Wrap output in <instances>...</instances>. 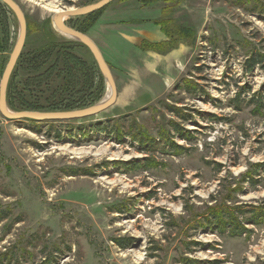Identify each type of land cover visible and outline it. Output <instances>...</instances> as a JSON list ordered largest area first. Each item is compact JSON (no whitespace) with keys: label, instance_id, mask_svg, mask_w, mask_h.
I'll return each instance as SVG.
<instances>
[{"label":"rangeland","instance_id":"1","mask_svg":"<svg viewBox=\"0 0 264 264\" xmlns=\"http://www.w3.org/2000/svg\"><path fill=\"white\" fill-rule=\"evenodd\" d=\"M14 1L26 22L23 56L46 44L38 30L46 21L57 44L71 40L54 30V13L39 0ZM96 1L56 4L74 10ZM163 6L113 0L96 17L63 18L106 52L117 93L107 111L70 121L0 112V264H264V0H180L173 18L196 31L194 42L158 53L142 50L148 39L132 40L129 52L145 60L116 59L121 42L106 40L104 31L132 33L126 25L150 22L142 28L154 36ZM17 35L14 12L0 2V82ZM74 46L88 64L82 78L91 82L75 106L102 101L108 85L89 50ZM250 57L261 63L248 71ZM22 73L14 66V87ZM184 79L191 93L182 89ZM51 80L42 77L32 106L46 104ZM132 134L149 141L140 145ZM171 142L183 149L176 153ZM61 147L107 148L123 157H76ZM219 211L234 213L246 231L231 235L218 226ZM258 212L261 223L248 220Z\"/></svg>","mask_w":264,"mask_h":264},{"label":"trees","instance_id":"2","mask_svg":"<svg viewBox=\"0 0 264 264\" xmlns=\"http://www.w3.org/2000/svg\"><path fill=\"white\" fill-rule=\"evenodd\" d=\"M158 2L164 3V6L161 8V16L159 19L155 20L154 23L159 27L166 39L156 43L143 41V45L141 47L142 50L145 51L150 49L158 53H165L175 48L179 42H194L196 31L187 25L177 24L173 18L180 0H141V4L143 6H150ZM102 10L103 8L85 15V17H96L101 13ZM95 17L93 20L96 19ZM28 27L29 26L27 25V29ZM38 30L42 34V38L45 39L46 44L42 47H38L29 51L26 56H23L22 52L20 53L15 66L16 69H22L24 80H20L14 87L13 83H11L14 73L11 74L12 76L9 78L10 80H8L6 89L7 96L9 93L12 94L10 99L7 101L9 109L12 111H66L94 104L97 99H93L92 102L87 105L84 104L75 106L77 101L86 98V91L88 92V88L91 87V82L88 81L85 84V80L82 78L85 76V73H87L85 67H88V64H86L85 61H83L73 52V48L75 47L74 45H80L83 47L84 45L71 40L63 41L64 44H57V34L51 29L50 23L48 24L47 21L43 24H40L38 26ZM76 30L85 33V28L82 26H79V28H76ZM246 62V70L250 71L254 65L261 63V60L259 58L250 57ZM43 76L45 79L52 77L51 81L54 83V88L52 89L51 94L45 98V105L32 106V103L37 104L34 101V97L38 93L35 91L39 89V91L42 92L43 84H40V81L42 80ZM189 82L191 81L184 79L182 81V83H184L182 89L191 93L193 90L190 89ZM11 85L12 88H9ZM70 86H72L76 92L69 91ZM237 95H239V93ZM39 97L40 96H38V98ZM61 103L66 105L64 107H60ZM169 109L170 112L176 114V116H178L180 119L184 121L187 120V116L186 114L182 113V109L174 107H170ZM171 125L175 132H180L181 128L178 126L177 122L171 121ZM96 127L97 129L104 130V127L101 128L99 125ZM114 127L116 128L112 129V133L116 135L119 141L121 140L120 128H117V124H115ZM131 137L140 145H143L145 142L148 143L149 141L146 139L148 137L142 138L136 134H132ZM170 144L172 145V148L176 150V153H179L183 149L181 146L173 144L172 142ZM225 213L226 211H219V214H214L215 223H218V226L222 227L224 230L229 229V231H231V235H239L243 231H246L245 227L242 225L241 221L238 220L234 213ZM243 213L246 212L244 211ZM261 216L263 215L260 212L255 214L253 213V218L248 220H251L254 224H259L262 221ZM114 242H116L121 247H124V244H121L118 239H115Z\"/></svg>","mask_w":264,"mask_h":264},{"label":"water","instance_id":"3","mask_svg":"<svg viewBox=\"0 0 264 264\" xmlns=\"http://www.w3.org/2000/svg\"><path fill=\"white\" fill-rule=\"evenodd\" d=\"M112 1L113 0H98L92 4H88L82 7H74V10L71 12H62L52 15V24L63 37H67L73 41L79 42L89 50L95 64L97 65L106 84L108 85V88L110 90L109 97L106 100L98 101L97 103L86 107L66 111H12L8 108L6 103V89L10 74L17 62V59L22 51L25 42L26 22L24 14L14 0H0L1 3L5 4L10 10H12V12H14L18 23V35L16 43L4 66L0 82V112L4 118L16 120L30 119L35 121L79 120L98 115L99 113L107 111L114 105L117 98L116 87L110 74L109 67L104 60L101 52L97 48L96 44L86 34L68 26L63 20L64 17H79L90 14L105 7Z\"/></svg>","mask_w":264,"mask_h":264},{"label":"crops","instance_id":"4","mask_svg":"<svg viewBox=\"0 0 264 264\" xmlns=\"http://www.w3.org/2000/svg\"><path fill=\"white\" fill-rule=\"evenodd\" d=\"M154 6V4H152V5H150L149 7L151 8V7H153ZM145 8H148V7H145ZM159 11H158V15L157 16H155V17H158V16H160V11H161V7H160V9H158ZM154 17H152V18H148L149 20H151V19H153ZM137 19V18H136ZM144 20H147L146 18L144 19ZM150 22H145V23H134L133 25H126V26H129L130 27V29H131V31H132V33H125V32H123V31H117V30H115V28H113V30H112V28H107L105 31H104V33L106 34V40H113L114 42H121V47L120 48H122V50L121 51H119V49L117 48V47H115V48H113V51H114V53L116 54V56H118V58H116V59H121L122 57H124L126 54H127V56H129V55H131V57H137V58H139V59H143V60H145L144 58L145 57H143V55H144V53H138V52H134V55H132V53L131 52H129V49H128V44L129 43H131L132 42V40H135V41H137V42H139L140 40L142 41V40H149V41H151V42H161V41H163V40H165V36H164V34L160 31V29H159V27L158 26H155L154 28H158L157 30L161 33H158L157 32V30H155V32H156V34H154V36L153 35H151L150 33H148L149 31H145V30H143V26L144 25H150L149 24ZM132 26H134V27H132ZM122 27H124V26H122ZM134 28H136L135 30H134V33H133V29ZM119 37V38H118ZM116 38H118L119 39V41H117V40H115ZM136 45H137V43H136ZM97 46V45H96ZM97 48H98V46H97ZM100 48V49H99ZM99 51L101 52V54H102V56H103V58H104V60L106 61V52L105 51H103V49L101 48V46L99 45ZM108 51V50H107ZM105 52V53H104ZM148 56H151V57H155V56H157L156 58H163V55H156V54H150V53H148L147 54ZM152 55H154V56H152ZM117 60V62H119ZM107 62V61H106Z\"/></svg>","mask_w":264,"mask_h":264},{"label":"bare ground","instance_id":"5","mask_svg":"<svg viewBox=\"0 0 264 264\" xmlns=\"http://www.w3.org/2000/svg\"><path fill=\"white\" fill-rule=\"evenodd\" d=\"M41 3H42V6L47 10V11H50V12H53L54 14L56 13H62V12H71L73 11V9H63V8H60L57 4H56V0H39ZM64 10H67V11H64ZM53 25V24H52ZM54 30L59 33L56 28L53 26ZM61 34V33H59ZM109 94H110V90L108 91V93L106 94V96L104 97L103 100H106L108 97H109ZM58 149H62V150H65L69 153V154H73V155H76L77 156H82V155H93V156H109V158H122L123 155L120 153V152H112L110 150H108L107 148H99L98 150H93L91 148H87V149H81V150H76V149H69V148H58ZM100 180H103L105 181V178H100ZM108 184H114V181L112 182H106Z\"/></svg>","mask_w":264,"mask_h":264}]
</instances>
